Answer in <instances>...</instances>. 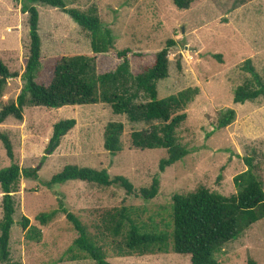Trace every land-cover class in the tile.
Returning <instances> with one entry per match:
<instances>
[{"label":"rangeland","instance_id":"374dc122","mask_svg":"<svg viewBox=\"0 0 264 264\" xmlns=\"http://www.w3.org/2000/svg\"><path fill=\"white\" fill-rule=\"evenodd\" d=\"M23 0H0V61L17 77L8 79L0 97V110L15 101L24 86L22 75L29 53L28 15L22 13ZM66 9L96 10L100 21L111 29L114 48L94 55L89 37L61 9L33 4L38 11L41 65L37 84L48 86L53 68L64 57L93 58L96 72L115 71L122 60L117 52L128 49L129 71L136 76L149 68L155 54L168 40L175 45L168 52V77L156 84L159 99L186 88L199 93L185 113L186 120L176 131L178 142L188 149L182 160L159 172L163 149L140 150L131 146L130 133L147 129L114 115L106 104L64 106L60 109L36 107L26 97L22 120L7 118L0 135L11 142L13 160L0 141V170L16 164L21 170H35V178H20L12 194L15 212L10 230V260L21 264H95L74 247L78 233L60 212L61 206L73 214L89 238L101 247L110 264H190L188 256L169 250L144 256L126 255L125 240L131 220L142 233L172 231V197L205 187L225 197L236 193L233 177L247 170L251 158L254 173L264 190V99L233 103L234 90L249 74L243 69L250 60L264 79V0L236 5L235 0H195L188 10H178L172 0H64ZM30 5V4H29ZM139 95L137 101H146ZM228 109L233 122L218 129V118ZM74 119V128L51 151L48 141L52 126ZM121 122V152L111 155L103 148L107 123ZM66 165L106 170L110 177L123 176L135 193L127 195L118 186L102 187L80 181L51 185V177ZM159 180L155 198L145 201L138 191ZM0 190V220L2 218ZM58 213L42 225V213ZM127 219H122L121 215ZM29 220L27 229L21 219ZM119 234H113L118 222ZM219 264H264V219L249 226L215 254ZM1 264V263H0Z\"/></svg>","mask_w":264,"mask_h":264},{"label":"trees","instance_id":"16d2710c","mask_svg":"<svg viewBox=\"0 0 264 264\" xmlns=\"http://www.w3.org/2000/svg\"><path fill=\"white\" fill-rule=\"evenodd\" d=\"M22 13L28 15L29 53L26 59L22 80L24 86L14 102L0 110V124L11 117L21 121L26 97L36 107L60 109L64 106H81L102 103L110 107L114 115H123L130 123H142L147 129L130 133L131 146L140 150L163 149L166 156L160 159L159 172L189 154L188 149L178 142L176 131L186 120L185 110L199 93L198 88H186L159 99L156 84L168 77V52L175 45L168 40L166 46L155 54L153 64L136 76L129 71L128 49L117 52L122 60L115 71L98 74L93 58L75 55L61 58L53 68V77L48 86L37 84L35 74L41 65V41L38 35V11L33 4L46 5L61 9L89 37L90 50L94 55L106 54L114 48V38L110 28L99 19L94 8L86 12L78 9H66L64 0H23ZM251 0H235L236 5H243ZM195 0H172L178 10H188ZM30 4V5H29ZM243 69L249 78L233 93V103L243 105L264 99V79L246 60ZM17 75L11 73L0 61V97L6 81ZM146 101L138 102L139 95ZM235 118V112L228 109L217 122L218 129L228 127ZM74 119L60 120L52 126L48 149L54 151L75 126ZM124 125L121 122H109L103 131V148L111 155L121 152V136ZM6 156L13 160V150L6 135H0ZM247 170L233 177L236 193L225 197L211 192L205 187L172 197V231L171 234L142 233L139 227L130 223L125 240L126 255L144 256L154 253L172 252L188 256L190 264H219L215 254L226 243L233 241L252 224L264 219L263 182L254 173L252 159H245ZM35 178V170H21L16 164L0 170V190L2 193V218L0 220V263L21 264L10 260L9 239L13 225L15 204L12 194L17 192L21 176ZM67 181H80L102 187L118 186L127 195L135 193L133 185L123 176L110 177L106 170H96L76 165H66L54 174L49 184H64ZM159 190V180L154 178L149 187L138 191V196L148 201L155 198ZM60 212L72 224L78 233L74 247L84 252L95 264H110L101 247L87 235L81 222L61 206ZM58 213H42L37 220L42 224L51 221ZM122 219H127L123 214ZM29 220L21 219V227L27 229ZM119 221L113 234L121 229ZM251 264H254L251 262Z\"/></svg>","mask_w":264,"mask_h":264}]
</instances>
